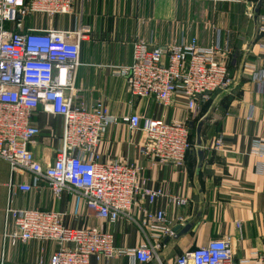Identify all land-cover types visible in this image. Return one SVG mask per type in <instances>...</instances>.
<instances>
[{
  "label": "crops",
  "instance_id": "0c3cea01",
  "mask_svg": "<svg viewBox=\"0 0 264 264\" xmlns=\"http://www.w3.org/2000/svg\"><path fill=\"white\" fill-rule=\"evenodd\" d=\"M263 24L264 0H75L70 14L45 18L46 28L86 29L77 86L87 101L101 99L108 113L119 117L138 114L169 122L187 121L196 139L184 169L179 170L141 152L145 141L141 131H131L123 122L106 129L97 148L100 159L136 162L143 167L145 185L165 194L152 205L146 201L136 205L132 212L137 222L126 216L114 223L97 219L81 194L64 190L55 195L44 178L32 191H20L17 186L33 184L34 175L23 171L12 174L9 163L0 158V264H48L57 247L53 241L12 244L5 238L4 215L10 193L16 208L61 213L64 224L71 228L96 225L110 231L120 249L136 248L152 241V235L160 236L165 246L159 258L147 264H174L181 254L211 239L230 241L234 263L253 264L264 259V156L254 147L255 140L264 139V88L255 80L264 68ZM193 37L202 47L220 44L228 49L219 57L229 64L234 79L229 90L214 93L195 113L189 111L182 92L174 94L168 105L131 96L127 80L118 71L132 62L135 41L166 46ZM33 122L41 133L31 149L49 164L61 146L63 118L39 109ZM200 122L201 142L197 144ZM218 138L223 149L215 148ZM170 196L184 198L187 203L178 207L169 201ZM145 210L165 211L174 233L164 237L160 229H143L138 219ZM178 225L191 228L176 232ZM90 264L146 263L119 255L110 260L92 256Z\"/></svg>",
  "mask_w": 264,
  "mask_h": 264
},
{
  "label": "built area",
  "instance_id": "2783aa9c",
  "mask_svg": "<svg viewBox=\"0 0 264 264\" xmlns=\"http://www.w3.org/2000/svg\"><path fill=\"white\" fill-rule=\"evenodd\" d=\"M74 2L0 0V158L9 163L12 174L34 175L33 184L17 186L20 191H32L44 178L55 195L64 190L81 194L97 219L114 223L126 216L137 222L132 212L135 206L144 201L152 205L165 194L145 185L143 167L136 162L100 159L97 148L104 132L111 124L126 123L131 131L144 134L141 152L145 156L182 170L193 147L191 129L187 121L138 114L119 117L108 113L103 100H86L77 86L86 29L65 31L44 25L47 17L70 14ZM260 31L264 33V24ZM261 47L264 51V42ZM219 53L227 54L228 49L220 44L202 47L195 37L166 46H152L140 39L133 44L132 62L118 74L127 80L131 96L168 105L174 94L182 92L189 111L195 113L214 93L227 91L234 83L229 64L221 61ZM255 80L264 88V68ZM39 109L62 116L64 122L61 146L49 164L31 149L41 133L33 122ZM254 147L264 156V139L255 140ZM215 148L223 149L221 138ZM12 197L10 193L5 208V238L12 244L55 242L48 264H90L92 256L110 260L119 255L147 264L157 260L165 246L160 236L152 235V241L139 247L120 249L114 234L100 226L71 228L61 213L16 208ZM168 199L178 207L187 203L180 197ZM138 220L143 229H160L164 237L174 233L165 211L145 210ZM230 245L228 239H211L181 254L174 264H239L231 258ZM253 264H264V259Z\"/></svg>",
  "mask_w": 264,
  "mask_h": 264
},
{
  "label": "water",
  "instance_id": "95a60500",
  "mask_svg": "<svg viewBox=\"0 0 264 264\" xmlns=\"http://www.w3.org/2000/svg\"><path fill=\"white\" fill-rule=\"evenodd\" d=\"M193 125V123H191ZM202 126H203V122H200L198 124V127H197V144H200V139H201V130H202ZM191 228V225H187L186 227H184L183 229L181 228L180 225L176 226L175 227V231L178 232L180 230L186 232L187 230H189Z\"/></svg>",
  "mask_w": 264,
  "mask_h": 264
},
{
  "label": "rangeland",
  "instance_id": "374dc122",
  "mask_svg": "<svg viewBox=\"0 0 264 264\" xmlns=\"http://www.w3.org/2000/svg\"><path fill=\"white\" fill-rule=\"evenodd\" d=\"M192 134H193V136L191 137V139H192V142H193V146H194V142H195V132L194 131H192Z\"/></svg>",
  "mask_w": 264,
  "mask_h": 264
},
{
  "label": "trees",
  "instance_id": "16d2710c",
  "mask_svg": "<svg viewBox=\"0 0 264 264\" xmlns=\"http://www.w3.org/2000/svg\"><path fill=\"white\" fill-rule=\"evenodd\" d=\"M193 136V134H192V131H191V137ZM192 140V139H191Z\"/></svg>",
  "mask_w": 264,
  "mask_h": 264
}]
</instances>
